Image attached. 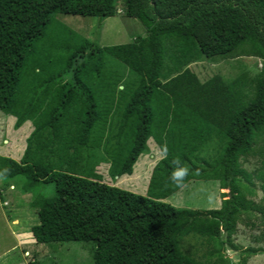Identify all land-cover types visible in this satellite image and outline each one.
I'll return each mask as SVG.
<instances>
[{
  "label": "trees",
  "instance_id": "obj_1",
  "mask_svg": "<svg viewBox=\"0 0 264 264\" xmlns=\"http://www.w3.org/2000/svg\"><path fill=\"white\" fill-rule=\"evenodd\" d=\"M126 1L146 35L101 46L56 16L106 19L120 12L116 0H0V110L16 128L34 126L20 160L0 155V178L24 177L39 243L88 242L90 264H245L227 251L245 214L264 221L252 200L264 172L242 163L264 156V0ZM240 56L262 60L256 75L202 86L186 65ZM151 137L165 155L146 195L104 181L101 162L114 177L132 174ZM196 179L228 189L219 208L166 201ZM191 234L207 245L205 260L183 244Z\"/></svg>",
  "mask_w": 264,
  "mask_h": 264
},
{
  "label": "rangeland",
  "instance_id": "obj_2",
  "mask_svg": "<svg viewBox=\"0 0 264 264\" xmlns=\"http://www.w3.org/2000/svg\"><path fill=\"white\" fill-rule=\"evenodd\" d=\"M126 5V0H116V6L120 12L106 19L99 16L62 13L56 17L101 46L123 44L135 41L138 35H146V29L142 23L137 18H131L125 14ZM261 63L262 60L258 57L249 56L228 58L220 62L200 57L186 65L187 69H191L196 75L200 84L205 86L209 82L213 83V80L221 81L220 84L229 82L244 71L256 75ZM116 68L128 79L137 78V75L124 64L116 65ZM190 95H193L192 90L187 93V96ZM15 122V116L0 110V155L20 160L26 148L27 138L34 126L31 121H27L20 128H16ZM148 146V151L142 154L134 165L132 174L114 177L110 173L109 162H101L97 171L103 175L105 182L146 195L153 169L165 155L153 137L149 139ZM209 148L214 150L216 144L215 147L211 144ZM263 160V154L258 152L250 155L247 160L242 159V163L249 173L255 175L264 172ZM23 179V176L9 180L0 178V264H32L34 261L39 264H90L92 257L87 248L88 242L87 244L77 241L39 243L36 240L32 226L39 222L38 213L30 204L32 195L23 190L21 183ZM5 181L8 184H5ZM256 181L257 194L252 196V200L264 208V190L259 180L256 179ZM53 190V184H45L40 189L47 195L52 194ZM225 191L228 189H222L216 181L196 179L190 181L166 201L178 207L217 209L221 206L222 193ZM260 217V213H253L252 217L245 214L244 220L238 222V229L232 236L237 248L228 246L227 251L235 262H240L246 256L245 264H264V221L260 220ZM253 221L257 222L255 227L248 224ZM183 244L198 258L206 259L202 256L207 245L203 243L199 235L187 236ZM247 250L252 252L245 253Z\"/></svg>",
  "mask_w": 264,
  "mask_h": 264
},
{
  "label": "clouds",
  "instance_id": "obj_3",
  "mask_svg": "<svg viewBox=\"0 0 264 264\" xmlns=\"http://www.w3.org/2000/svg\"><path fill=\"white\" fill-rule=\"evenodd\" d=\"M186 175H187L186 168L176 169L172 173V180L179 184V182H181Z\"/></svg>",
  "mask_w": 264,
  "mask_h": 264
}]
</instances>
